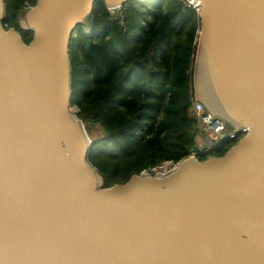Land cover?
Instances as JSON below:
<instances>
[{"label":"water","instance_id":"obj_1","mask_svg":"<svg viewBox=\"0 0 264 264\" xmlns=\"http://www.w3.org/2000/svg\"><path fill=\"white\" fill-rule=\"evenodd\" d=\"M130 1L36 0L19 17L26 44L0 0V264H264V0H186L194 98L241 138L105 188L69 50L96 3Z\"/></svg>","mask_w":264,"mask_h":264},{"label":"trees","instance_id":"obj_2","mask_svg":"<svg viewBox=\"0 0 264 264\" xmlns=\"http://www.w3.org/2000/svg\"><path fill=\"white\" fill-rule=\"evenodd\" d=\"M27 4L36 0H5L3 21L26 44L33 32L20 29L19 11ZM123 12L120 25L103 2L96 3L69 50L71 107L91 127L88 161L105 188L166 162L176 164L197 142L190 109L198 11L181 0H131ZM99 128L103 136L96 138Z\"/></svg>","mask_w":264,"mask_h":264},{"label":"built area","instance_id":"obj_3","mask_svg":"<svg viewBox=\"0 0 264 264\" xmlns=\"http://www.w3.org/2000/svg\"><path fill=\"white\" fill-rule=\"evenodd\" d=\"M181 1L197 9L195 4L186 0ZM29 8H31V6H25L24 11ZM107 10L113 13V15L110 13L111 16L115 17L120 25H124L123 7L107 8ZM190 115L196 120L197 142L195 145L199 146L200 149L198 153H193L191 151L190 156L205 159L215 155L220 149H229L238 141L237 137L240 133L237 131L230 132L228 130V124L225 121L215 116L212 117L204 106L198 103L195 98L193 99V104L190 109Z\"/></svg>","mask_w":264,"mask_h":264},{"label":"rangeland","instance_id":"obj_4","mask_svg":"<svg viewBox=\"0 0 264 264\" xmlns=\"http://www.w3.org/2000/svg\"><path fill=\"white\" fill-rule=\"evenodd\" d=\"M27 5H29V4H27ZM29 6H31V5H29ZM24 8H25V6L19 11L20 15L24 11ZM109 13H111V12H109ZM111 14L113 15V13H111ZM102 136H103L102 130L100 128L97 129V131L95 132V136L94 137L101 138ZM167 163H169V164H167ZM173 167H174L173 163L166 162V163L162 164L161 166L153 169V171L156 174H164V173H168L170 170H172ZM164 168H166V171L163 172V170H165Z\"/></svg>","mask_w":264,"mask_h":264},{"label":"flooded vegetation","instance_id":"obj_5","mask_svg":"<svg viewBox=\"0 0 264 264\" xmlns=\"http://www.w3.org/2000/svg\"><path fill=\"white\" fill-rule=\"evenodd\" d=\"M242 135L240 134L238 137H237V140H239V138L241 137ZM226 148H224V149H220L219 151H217L216 153H215V155H220V154H222V153H224V152H226Z\"/></svg>","mask_w":264,"mask_h":264},{"label":"bare ground","instance_id":"obj_6","mask_svg":"<svg viewBox=\"0 0 264 264\" xmlns=\"http://www.w3.org/2000/svg\"><path fill=\"white\" fill-rule=\"evenodd\" d=\"M197 6V5H196ZM198 7V6H197ZM199 8H197L196 10L198 11ZM190 156V155H189Z\"/></svg>","mask_w":264,"mask_h":264}]
</instances>
